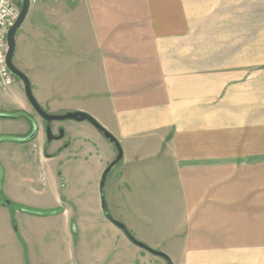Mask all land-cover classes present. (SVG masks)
Instances as JSON below:
<instances>
[{"label": "crops", "instance_id": "0c3cea01", "mask_svg": "<svg viewBox=\"0 0 264 264\" xmlns=\"http://www.w3.org/2000/svg\"><path fill=\"white\" fill-rule=\"evenodd\" d=\"M80 4L79 27L68 13L63 41L55 31L47 39V46L69 53L48 62L62 73L72 61L85 69L94 60L104 69L103 88L92 92V103L71 107L88 108L121 146L117 169L107 173L103 186L98 173V197L105 194L111 215L173 264H264V0ZM41 33H29L26 43L42 44ZM20 38L17 32V44ZM76 78L87 81L82 74ZM10 101L26 110L24 121L31 125L24 141L10 142L38 166L19 173L11 196L4 174L2 192L25 210L14 215L18 228L46 229L60 241V253L74 260L73 209L63 194L64 178L39 166L70 161L75 137L65 139V148L45 141L47 126L31 116L29 102L22 95ZM75 127L67 125L64 134ZM108 146L104 164L114 157ZM46 191L50 204L44 205ZM99 218L94 225L106 246L125 238L102 208ZM74 224L77 236L80 224ZM100 250L99 258L114 254ZM112 261L119 263V254Z\"/></svg>", "mask_w": 264, "mask_h": 264}, {"label": "rangeland", "instance_id": "374dc122", "mask_svg": "<svg viewBox=\"0 0 264 264\" xmlns=\"http://www.w3.org/2000/svg\"><path fill=\"white\" fill-rule=\"evenodd\" d=\"M10 1L15 4L19 12L22 0ZM82 1L83 0H30L28 13L17 30L18 33H22L23 35V40L20 38L19 44H17L16 41L17 32L15 35V50L12 58L13 64L27 75L32 93L37 102L46 112L51 114L69 112L72 108L74 109L75 106L81 105V103L83 108H85L87 107L86 100L88 99V102L92 103L91 99L95 97L92 92L96 90L100 92L103 88L100 75L104 73V69H102L101 66H96L94 60L92 61L93 65L87 62L85 69L81 68L75 61H72V66L64 69L63 73L58 71V67L49 66L48 62L49 57L53 58L58 54H62L61 57H63V55L69 53L67 50H55L51 45L47 46V39L49 35L52 36L53 31H55L57 34H60L63 41L65 33V30H62L65 27L63 26V16L67 18L68 13L71 20L70 22L79 27V11ZM43 8L46 10L49 8L51 12L47 13ZM52 21H54L55 24H49ZM66 24L67 23H65V25ZM48 25L53 26L49 28ZM91 25V21L88 20V30H91ZM37 32H42L41 35L38 36H42L43 43L39 44L37 40H32L33 46L31 43H26L28 34H36ZM61 48L66 49L67 46L63 44ZM41 59L45 61H41ZM80 74L86 77V83L79 82L80 79L76 78L77 76L79 77ZM83 90L87 92L86 96ZM21 95L28 103L23 84L15 75H13V83L10 86L7 88H0V115H2L0 116V186L3 187L2 178L3 175L6 174L4 178V190L5 194L9 196L19 187L17 184L19 173L27 171V169L35 170L38 166L29 164L25 158L26 152L18 148L15 142H10L24 141V132L28 130V125L31 126L28 122L24 121V119H29L30 116L26 110L14 104L12 105L10 101L15 98L19 100ZM81 100H85V102ZM30 105L29 103L28 111H30L31 116L37 115L36 117L38 120H43ZM84 112L90 114L88 108L87 111ZM90 115L95 118L94 115ZM44 122L47 127H50L52 130L51 133L54 136L59 135L56 128L53 130V127L56 125H60L63 130L67 128V125L68 127L76 126L74 128L76 132L65 130V134L63 133L65 136L62 138L56 137L51 141V143L55 141V143L61 144L63 148H65L69 146H67L65 139L69 141L68 137L74 135L75 141L73 143L72 153H70L71 160L60 163L59 160L56 159L39 166L40 172H54V174L58 172L61 173L64 178L65 187L63 194L66 196V203L72 206L73 209L72 232L75 242V257L74 260H69L60 253L62 249L60 241L48 237L46 229L41 231V227L39 226H31L27 229L18 228L16 224L17 218L14 217V215L16 216L17 211L22 212L25 210H23L21 205H18L4 195V198L0 199V264H91V262H96L94 264H116L112 261L116 254H119L120 260L117 264H167L162 257L150 253L131 242L121 230L119 231L124 235L121 237H125L127 240L125 238L117 239L112 244L108 243L106 246L101 236H99L101 227H96L98 223L94 225L95 221L100 219L99 211L101 209L102 196H104L107 203V199L110 201L108 197H105V194L101 195V198L98 197V190L95 188V185L97 180L99 181L98 173L101 182L103 172L117 156L115 144L109 141L102 131L95 128L87 120L64 119L54 121L44 120ZM103 128L105 129V127ZM30 130L34 131V129ZM83 136L90 140L86 139V143L82 142ZM45 141L50 142L47 137ZM108 145L113 146L112 150L114 157L108 160V163L104 164L109 150ZM75 155L80 158L75 160ZM84 156L88 159L83 160ZM60 157L64 159L63 155ZM117 164L119 163H116L115 166L112 165L108 172L111 173L112 171H116ZM87 175L88 181L86 179ZM46 197L47 191L44 193L42 199L44 205L50 204V200ZM10 204H12V206ZM8 210L10 211L11 219H9V215L7 214ZM31 213L47 215L49 211H32ZM103 213L107 219L106 212L103 211ZM107 213L112 214L108 208ZM74 223L80 224V233L77 236ZM39 230L44 237L43 240L40 239L41 236L37 233ZM103 236L104 235H102V237ZM101 248H104L105 251L111 250L114 254L108 257L105 252L104 256L102 255L99 258L101 255ZM171 261L173 263V260Z\"/></svg>", "mask_w": 264, "mask_h": 264}, {"label": "water", "instance_id": "95a60500", "mask_svg": "<svg viewBox=\"0 0 264 264\" xmlns=\"http://www.w3.org/2000/svg\"><path fill=\"white\" fill-rule=\"evenodd\" d=\"M30 6V0H22L21 2V7L19 9V12L13 21V23L8 27L6 31V43H7V49L5 53V58H6V64L9 68V70L12 72L13 75H15L23 84L24 87V92L26 95V98L28 102L31 104L32 108L46 121H54V120H64V119H74V120H87L89 121L95 128L99 129L102 131L104 136L109 139L111 142H113L117 148V156L116 158L110 163V165L105 169L103 172L102 178L100 185L103 186L105 182L106 175L112 165H114L122 156V151L121 147L119 145V142L117 139L107 130H105L102 125L95 119L93 118L90 114L87 112L81 111V110H75V111H69L63 114H51L46 112L41 105L37 102L36 98L34 97L32 90H31V85L30 81L27 77V75L22 72L20 69H18L12 61L13 55H14V50H15V35L18 30V28L21 26L23 23L28 10ZM46 136L49 140H52L56 137L61 138L63 136V129H60L59 135L54 136L51 133V130L49 127L46 128ZM101 208L103 211L106 212V217L107 219L112 222L114 225H116L124 234L125 236L134 244L137 246L145 249L146 251L153 253L155 255H158L165 259L167 264H173L171 259L162 251L155 250L147 246L145 243L141 242L140 240L136 239L126 228V226L116 220L114 217H112L111 214L107 213V204L105 201L104 196L101 198Z\"/></svg>", "mask_w": 264, "mask_h": 264}, {"label": "built area", "instance_id": "2783aa9c", "mask_svg": "<svg viewBox=\"0 0 264 264\" xmlns=\"http://www.w3.org/2000/svg\"><path fill=\"white\" fill-rule=\"evenodd\" d=\"M18 14V9L10 0H0V88L13 83V75L6 64L7 43L5 34Z\"/></svg>", "mask_w": 264, "mask_h": 264}, {"label": "trees", "instance_id": "16d2710c", "mask_svg": "<svg viewBox=\"0 0 264 264\" xmlns=\"http://www.w3.org/2000/svg\"><path fill=\"white\" fill-rule=\"evenodd\" d=\"M0 116H2V115H0ZM2 198H4V194H3L2 189H1V186H0V199H2ZM10 205L12 206V204H10Z\"/></svg>", "mask_w": 264, "mask_h": 264}, {"label": "flooded vegetation", "instance_id": "af4514ba", "mask_svg": "<svg viewBox=\"0 0 264 264\" xmlns=\"http://www.w3.org/2000/svg\"><path fill=\"white\" fill-rule=\"evenodd\" d=\"M50 128V127H49ZM60 129H63L62 127H58L57 128V133L60 131ZM51 130V129H50ZM63 133H64V130H63ZM63 137V136H62Z\"/></svg>", "mask_w": 264, "mask_h": 264}]
</instances>
